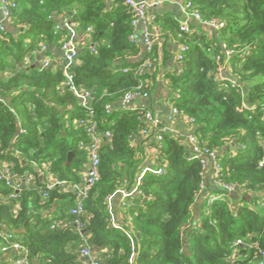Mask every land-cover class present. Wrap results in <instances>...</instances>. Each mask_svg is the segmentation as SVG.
Returning <instances> with one entry per match:
<instances>
[{"label": "trees", "instance_id": "16d2710c", "mask_svg": "<svg viewBox=\"0 0 264 264\" xmlns=\"http://www.w3.org/2000/svg\"><path fill=\"white\" fill-rule=\"evenodd\" d=\"M13 1L18 9L0 34V161L37 184L12 198L13 187L0 181V234H13L31 264H82L86 246L102 264H257L259 249L264 251V0H191L204 21L223 24L214 29L216 37L198 24L181 37L177 18L156 15L165 39L187 47L182 71L164 74L158 62L161 52L168 57L165 47L146 53L140 41H130L126 0L111 6L107 0ZM65 18L80 32L92 27L74 74L78 87L92 92L97 133H111L81 216L71 213L75 193L55 189L44 198L43 181L80 182L92 137L79 121L88 112L74 94L62 92V69L21 68L43 46L62 47L68 32L57 26ZM146 60L153 69L138 75ZM221 68L230 74L224 81L218 79ZM157 76L174 107L194 120L195 136L218 153L221 179L242 187L250 199L224 195L204 202L206 212L196 219L204 168L185 140L171 133L160 144L146 139L156 155L153 169L139 174L147 156L136 143L145 128L142 113L116 107L108 114L106 106H117L141 82L151 91ZM36 168L44 173L42 183ZM134 190L125 206L128 225L115 228L108 198ZM54 209L58 217L49 214ZM238 240L242 245L235 247Z\"/></svg>", "mask_w": 264, "mask_h": 264}, {"label": "built area", "instance_id": "2783aa9c", "mask_svg": "<svg viewBox=\"0 0 264 264\" xmlns=\"http://www.w3.org/2000/svg\"><path fill=\"white\" fill-rule=\"evenodd\" d=\"M111 3L114 0H109ZM184 14V21L180 23V36L193 34L196 29L193 27L192 22L195 21L198 25H204L215 30L223 27V24L219 21H204L198 11L194 8L191 0H126V4L132 14V28L133 33L130 36L131 42L140 41L144 46V51L150 53L154 46L153 35L149 29L143 32V35L138 33V27L141 23L153 24L155 17L149 13V10L155 7L163 6L165 4H179ZM18 9V4L13 0H0V11L3 15L4 23L0 24V34L4 33L7 28L9 20L12 18L15 10ZM64 29L68 32V39L62 45L61 49L64 53L62 60L54 61L51 58H46L41 64L42 70L60 68L64 72L65 81L62 84V92H70L74 94L78 99L83 108L88 112V117L81 119L79 121L80 125L85 126L88 132L91 134V143L89 144V163L87 165V170L85 176L80 180V182H72L66 180H59L54 178H46L43 181L45 185L43 197L47 198L49 192L55 189H61L68 192L75 193L76 204L71 210L72 215L81 216L84 214L85 202L89 197L92 187L99 181L100 178V137L110 138L111 133L107 131L104 135L97 133V121L95 119V111L91 106L92 92L89 90H81L77 83L74 74L77 58L81 51V44H85L92 31V27L86 29V31L80 32L78 30V24L76 22H71L67 18L60 22V26H57V31ZM187 47L180 45L179 52L177 53L175 60L177 62V70L181 72L180 61L183 58V54L186 52ZM41 51H47V47L43 46ZM227 56L231 55V52H226ZM28 67V61H24L21 68ZM154 64L150 60H146L140 67L138 75L144 74L148 69H153ZM225 68H221L218 73V79L221 81L226 80L224 77ZM127 70H125L126 72ZM141 84L133 91L127 92L117 103V108L125 111H140L142 113L141 120L145 124L142 136L146 139L152 138L155 142L160 144L164 138L165 133H171L170 129L160 127L158 120L154 117L153 112L145 107L137 106L135 103L140 100H148L151 96V91H149L146 86ZM173 99L177 98L178 95H172ZM1 99V98H0ZM172 112L174 115H181L179 110L174 107L172 103ZM116 108L115 105L109 104L106 106V112L110 114ZM190 122L194 124V120L191 118ZM23 132V131H21ZM176 135V134H174ZM179 138L185 140V143L189 146L191 151V158L193 160H199L204 168V176L209 170L212 171V176L215 186L220 189L221 195L217 198L209 200L208 203H212L215 200L224 197V195H237L239 197L244 196V190L242 187L236 184H227L221 179V166L218 160V153L212 151L211 149L203 146L200 140L195 136L194 133L188 136L176 135ZM156 152V151H155ZM260 167L264 166V160L260 162ZM40 173L41 183L44 178V173L41 172L39 168H36ZM0 181H6L14 189L11 194L12 198H16L17 194L24 188H34L36 187V179L33 176H18L12 170V168L0 161ZM204 188V179L201 183V190ZM135 192V191H134ZM112 197L108 198L110 201ZM77 225L81 230L83 226L77 221ZM2 240L1 249L7 251L8 249H14L19 251L21 254L14 259L12 264H31L28 257V250L20 243L13 242V234H0ZM242 245L240 240L234 243V246ZM259 249V247H257ZM262 258L257 264H264V251L259 249ZM235 253L234 256H236ZM81 257L84 260L82 264H102L100 257L97 256L90 247L86 246L82 249Z\"/></svg>", "mask_w": 264, "mask_h": 264}, {"label": "crops", "instance_id": "0c3cea01", "mask_svg": "<svg viewBox=\"0 0 264 264\" xmlns=\"http://www.w3.org/2000/svg\"><path fill=\"white\" fill-rule=\"evenodd\" d=\"M108 4L111 6V2L107 0ZM149 13L156 17L158 14L162 13H169L172 14L177 20L181 23L184 21V14L182 12V9L179 4H165L163 6L155 7L149 10ZM3 15L0 11V24H3ZM9 24V23H8ZM7 24V25H8ZM193 27L196 29L197 23L195 21L192 22ZM206 27V26H205ZM210 35L213 37H216L215 30L213 28L207 27ZM149 29L153 35V42L154 45L163 48L165 47L168 52V57L165 59L164 54L162 55L160 61L158 62V65H161L163 63L162 68L160 69L159 74H164L166 72H174L177 70V62L175 60V57L180 49V43L175 39L166 40L164 35L160 32L159 27L156 25L155 20L153 21V24H144L141 23L138 27V33L140 35H143V32ZM81 48H84V45L81 44ZM81 49V50H82ZM64 53L61 48H56L53 45H48L47 51H35L31 54H29L26 57V60L28 61V66L32 67H41V64L44 59L51 58L52 60L60 61L63 59ZM164 59V60H163ZM167 60V61H165ZM224 77H229L230 74L228 71L224 69L223 73ZM137 106L145 107L150 109L153 112L154 117L158 120L160 127H164L167 129H170L172 134L181 135V136H188L195 131V126L192 122H190V118L184 116V115H174L172 112V99H171V91L168 88V86L165 84L164 80L159 76H157L156 82L153 84L152 90H151V96L148 100L140 99L135 103ZM118 106V105H117ZM116 106V107H117ZM107 138H104L103 136L100 137V149L103 147V145L106 143ZM136 143L138 145H142L143 147H147L148 144L146 143V138L141 136L136 140ZM147 149V156L144 159L140 169V173H145L146 171L153 169V163L152 160L156 155V152L154 149L146 148ZM87 170V169H86ZM86 171L80 174L81 179L85 176ZM54 179V177L49 176V179ZM41 180V178H40ZM135 191V190H134ZM119 192L112 196L110 201H108V205L110 208V211L113 215V226L115 228H125L127 226L126 222V201L131 196V192ZM221 195L220 189H218L213 180L212 171L209 170L207 174L204 177V188L201 190L200 197L196 203V214L195 218L198 219L200 217V214L202 212H206V207H203L204 202H208L209 200H212L213 198H217ZM245 198L250 199V196H246ZM58 205H55V208ZM49 214H51L53 217H58L56 213V209L49 211ZM2 240H0V264H12L15 258L18 257L19 254H21L19 251H16L14 249H8L7 251H3L1 249Z\"/></svg>", "mask_w": 264, "mask_h": 264}, {"label": "water", "instance_id": "95a60500", "mask_svg": "<svg viewBox=\"0 0 264 264\" xmlns=\"http://www.w3.org/2000/svg\"><path fill=\"white\" fill-rule=\"evenodd\" d=\"M73 157H74V154L73 153H70L69 154V157H68V160H67V164H71L72 163ZM232 196L233 197H237V195H234V194H232ZM243 199H247V198L243 197Z\"/></svg>", "mask_w": 264, "mask_h": 264}]
</instances>
